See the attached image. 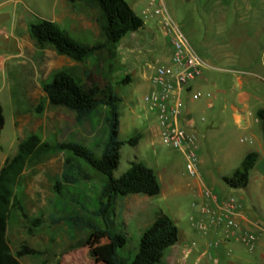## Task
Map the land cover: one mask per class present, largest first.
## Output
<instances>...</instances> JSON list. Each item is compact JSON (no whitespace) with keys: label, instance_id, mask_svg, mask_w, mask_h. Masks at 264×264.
Listing matches in <instances>:
<instances>
[{"label":"rangeland","instance_id":"rangeland-1","mask_svg":"<svg viewBox=\"0 0 264 264\" xmlns=\"http://www.w3.org/2000/svg\"><path fill=\"white\" fill-rule=\"evenodd\" d=\"M126 1L144 19L143 28L124 35L112 52L100 49L85 62L77 63L50 47H39L30 37L28 25L40 18L50 19L54 6L58 10L69 9L72 17H61V22L56 23L58 27L77 41L96 44L103 41L97 9L81 0H0V101L7 117L16 110L23 137L35 133L49 144L78 141L98 156V144L105 138V108L86 123L78 124L73 113L65 107L48 103L41 85L61 69L71 71L83 84H90L89 80L98 85L110 82L120 97L119 138L124 141L113 175L120 176L131 162L140 161L153 169L160 184V192L156 195L129 194L113 201L114 227L127 235V242L118 249V254L128 259L133 257L141 233L152 222L155 212L161 210L176 224L178 240L164 251L159 264H195L199 249L212 238V213L208 209L216 200L220 205H227L223 208L234 221L232 225L220 221L217 223L219 229H235L236 235L241 234L235 218L238 206L241 212L264 228V142L261 129L264 123L261 126L252 121L249 129L237 127L230 110L233 73L244 77V89L253 94L247 110L255 113L264 107V82L253 74L259 69V46L264 43V31H257L261 35L257 34L249 24L242 22L241 17L244 10H259V6L257 0H218L217 3L215 0H155L154 5L159 4L170 19L167 26H163L161 15L151 12L152 6L147 16L140 14L150 0ZM213 11L221 12L216 14ZM173 29L184 36L196 55L207 58L209 53L216 52L222 55L217 61L219 65L231 69L224 72L211 70L212 81L225 85L221 88L226 89L225 92L216 91L214 109L218 110L221 103H226L227 110L220 115L216 121L218 125L208 137L198 140L195 179L201 177L203 182L200 193L188 185L194 178L185 172L183 153L161 144L156 134L155 114L146 109L144 100L151 87L149 75L157 65L166 64L170 58L166 30L171 32ZM15 37L23 39L20 48H16ZM123 78H129V81L123 82ZM202 90L211 92L208 88ZM241 125L244 126L243 122ZM136 134H140L138 141L130 144L128 140ZM9 139L6 129L0 143L3 151L8 150ZM249 151L258 152V159L250 171L247 186L230 188L223 176L231 175ZM66 158L72 160L80 174L79 179L73 183L62 181L57 192L53 187L54 178L66 167ZM102 181L101 173L63 150L28 164L14 190L21 209L12 210L7 221L9 252L15 255L19 245L25 243L41 253L17 258L20 264L108 263L112 247L105 234L70 229L63 221L52 220L69 214L80 215L92 219L103 229L102 222L90 213L97 207L96 196ZM35 219L40 220L39 224H34ZM196 222L205 224L207 229L197 228ZM252 231L264 239V231L255 228ZM219 235L217 233L216 238ZM238 246L243 257L249 259L248 264H264V259L256 260L253 250L242 244ZM190 247L191 252L184 259V251ZM211 249L212 246L208 247ZM207 258L209 264H230L224 253L218 255V262L209 255Z\"/></svg>","mask_w":264,"mask_h":264},{"label":"trees","instance_id":"trees-1","mask_svg":"<svg viewBox=\"0 0 264 264\" xmlns=\"http://www.w3.org/2000/svg\"><path fill=\"white\" fill-rule=\"evenodd\" d=\"M85 5L98 11V26L103 41L87 44L71 38L51 20L40 18L28 25L29 35L41 47H50L56 53L69 57L77 63H83L98 50L112 49L129 32L143 28L144 19L138 15L126 0H81ZM128 82L129 78H123ZM83 84L71 71L61 69L50 80L42 83L41 89L48 103L63 106L74 115L78 124H84L93 115L105 108L103 124L105 138L98 144L100 154L78 141L49 144L43 142L35 133L19 139L15 153L5 159L0 168V264H20L19 257L38 255L41 252L25 243H21L15 255L7 246V221L12 210L21 209L15 187L28 164L40 161L44 155L57 151H66L81 158L93 169L103 175L99 193L96 196L97 207L90 213L103 224V229L92 219L80 215L53 217L54 222L63 221L70 229L92 230L105 234L112 247L106 264H159L164 251L178 240V228L174 221L161 210L154 214L152 222L140 235L137 251L128 259L118 254V249L125 246L127 235L115 229L113 201L118 196L129 194L156 195L160 184L153 169L140 161H133L120 176L113 175L119 163V151L124 141L119 138L118 103L120 97L115 93L110 82L103 85L89 80ZM40 108L38 107V110ZM256 116L264 122V109H258ZM4 126L3 109L0 104V133ZM264 141V126L262 127ZM140 137L136 134L128 142L135 144ZM258 158V152L245 153L239 165L231 175L223 176V181L230 188H244L249 182L250 171ZM66 167L54 178V189L59 191L61 182L73 183L79 179V172L70 158L65 159ZM84 177H87L84 175ZM40 220L35 219L34 224Z\"/></svg>","mask_w":264,"mask_h":264},{"label":"crops","instance_id":"crops-1","mask_svg":"<svg viewBox=\"0 0 264 264\" xmlns=\"http://www.w3.org/2000/svg\"><path fill=\"white\" fill-rule=\"evenodd\" d=\"M214 2L217 3L219 1L215 0ZM256 5L259 6L258 8L259 10H253V11L249 9L247 11L244 10L242 12L241 17H242V22H244L245 24L246 23L249 24V26L252 27V29L256 31L257 34L258 33L260 34V32L264 31V10H262V6L264 5V0H257ZM53 11L54 13L52 17L48 20L54 21L55 23L61 22V17L63 16L67 18V17H72L73 15L71 12L72 10L71 11L69 9L58 10L55 6L53 8ZM218 12H221V11H213V13H216V14ZM257 31H260V32H257ZM260 39L261 37L259 38V40ZM22 40L23 39H19L15 37L16 48L21 47ZM259 48H260L259 69L257 72H253V74H256L258 80H260L261 82H264V43L263 45L260 44ZM199 57L202 60L204 66L202 69L201 77L193 81L191 90L197 89V90H200L201 92L212 93L213 99L217 98L215 94L216 91L221 90L222 92H225L226 89L221 88V86H225V85L223 84L217 85L216 82L212 81L211 70L212 71L218 70V71L224 72L226 70L231 71V69L229 67H222L221 65H219L217 61H219L222 58V55L216 52L209 53V57L207 58H204L200 55ZM166 64H171L170 58L166 62ZM244 84H245L244 77L239 76V75H234L233 73L232 78H231V90H230L232 100H233V103L230 105L231 117L237 127H243L245 129H249L252 126V123H253L252 121L262 126V123L264 122L260 121L257 118L256 112L251 113L249 110H247L248 102L251 96H253V94L244 89ZM202 87L208 88V90H210L211 92L203 91ZM18 89H20L19 86H18ZM200 99L191 100L190 93L183 94L182 95V113L179 118L180 126L190 136H192L196 151H198V140L200 138L202 139V138L208 137V134L210 133V131H212V129L216 126L217 124L216 121L219 119L220 115L227 110L226 103L225 104L221 103L220 106H218L219 107L218 110H215L213 99H212V106L210 107L206 105L204 99L203 100H200ZM0 104L2 106L3 115H4V126L0 133V143H1V140L3 139V134L5 133L6 129L8 130L10 134V139L8 142L9 151L8 150L3 151L0 145V149H1L0 150V168H1L5 159L8 157H11L15 153L19 139H22L24 137H23V130L20 127L17 116H16V110H14L12 115H9V117H7V113L4 110V107L1 101H0ZM261 109H264V107H262ZM242 122L244 126L241 125ZM156 127H157V122L155 123V129H156V134L158 135ZM196 179L194 178L192 182H190V184L188 185L194 191L200 193L203 182L201 180V177L200 179H197V180ZM220 206H221L220 203L218 202V200H216V202L212 203V207L208 209V212L212 213V219H211V234H212L211 237L212 238L209 239L210 241H208V243H204L205 245L204 248L199 249V253L196 257L195 264L200 262L202 259H203L202 264H209L207 255H209L210 258L213 259V261L218 262V255L223 254V253L227 261L230 262V264H248L249 259L244 258L242 253L238 250V247H239L238 245L240 244L245 246L248 250H253L257 255L256 260H259V261L263 260L264 259V239L259 238L256 232L252 231L253 228L259 231H264V228L261 226V224L259 222L251 220L247 215H245L243 212L240 211V206H238L237 207L238 213L236 214V216L235 214H233V216H235L237 220L236 221L237 227H238L237 229L242 231L241 234L236 235V231H234L235 229L233 230H230L229 228L224 229V230H222L221 228L219 229V226L217 225V223L213 222L215 215L229 214L226 210H224ZM217 233H220L221 235H219V237L216 238ZM248 234H252L254 236L253 248H249L245 241V237ZM213 237L216 239L214 240ZM210 246H212L213 249L208 250V247ZM190 252H191V247L184 251L183 258L185 259Z\"/></svg>","mask_w":264,"mask_h":264},{"label":"built area","instance_id":"built-area-1","mask_svg":"<svg viewBox=\"0 0 264 264\" xmlns=\"http://www.w3.org/2000/svg\"><path fill=\"white\" fill-rule=\"evenodd\" d=\"M154 1L150 0L148 5L140 10V14L147 16L149 7L152 6L151 12L161 15V23L167 26L170 21L169 17L164 14L159 4L154 5ZM166 34L170 44L171 64H159L154 68L148 77L151 87L144 96V100L146 109L155 114L161 144L180 150L184 155L186 174L190 178H195L198 172L197 151L192 136L179 124L182 113V95L190 93L191 100H198L204 96L208 107L212 106L213 96L212 93H203L197 89L191 90L193 81L201 77L204 64L180 32L173 29L171 32L166 30ZM220 207H227V205L223 203ZM224 220L228 225L234 223L224 214L215 215L213 222L219 223ZM195 225L201 230L207 229L206 225L201 222H196ZM245 241L249 248H253L254 236L252 234H248Z\"/></svg>","mask_w":264,"mask_h":264}]
</instances>
